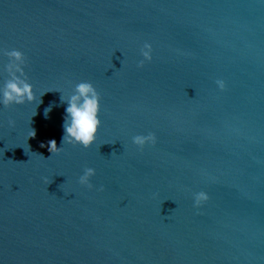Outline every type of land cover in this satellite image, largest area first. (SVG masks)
<instances>
[{
  "label": "water",
  "instance_id": "1",
  "mask_svg": "<svg viewBox=\"0 0 264 264\" xmlns=\"http://www.w3.org/2000/svg\"><path fill=\"white\" fill-rule=\"evenodd\" d=\"M12 48L37 100L0 104V264H264V0H0V86ZM82 80L95 142L52 155Z\"/></svg>",
  "mask_w": 264,
  "mask_h": 264
},
{
  "label": "clouds",
  "instance_id": "2",
  "mask_svg": "<svg viewBox=\"0 0 264 264\" xmlns=\"http://www.w3.org/2000/svg\"><path fill=\"white\" fill-rule=\"evenodd\" d=\"M5 55L9 58L8 63L5 65V69L9 73L10 78L0 86V104L9 106L13 104H24L26 102H36L37 97L33 85L26 77L23 52L19 49L12 48L7 50ZM141 55L143 59L139 62V66H143L145 60H151L150 44L146 43L144 45L141 50ZM218 84L223 87L222 82H218ZM47 92L49 91L40 93L39 103H42L40 98ZM100 100V93L97 91L96 87L91 82L85 80L75 83L71 93L67 97L61 93L60 102L66 105L62 123L63 134L61 137V146H57V141L55 139H50L47 141V145L42 143L41 147L47 146L49 153L53 155L58 153L65 143L79 144L85 148L92 145L95 142L96 134L101 126ZM52 107L53 105L50 103L44 109L45 118L48 117ZM35 114L36 112L34 115ZM10 123L14 122L10 121ZM30 129L28 137H34L36 130L34 128ZM155 139V134L152 132L147 134L139 133L131 137V143L143 148L148 144H154ZM95 175L96 169L94 167H85L82 174L79 176V183L87 185L90 189L103 191V185L97 188V186L92 183V178ZM206 199L207 194L200 192L196 194L195 202L198 205L200 201Z\"/></svg>",
  "mask_w": 264,
  "mask_h": 264
}]
</instances>
